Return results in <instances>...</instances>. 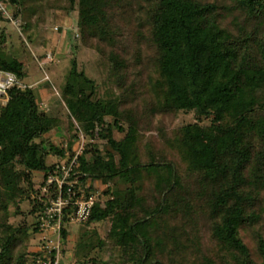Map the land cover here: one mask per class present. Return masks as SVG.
Listing matches in <instances>:
<instances>
[{
	"label": "trees",
	"instance_id": "trees-1",
	"mask_svg": "<svg viewBox=\"0 0 264 264\" xmlns=\"http://www.w3.org/2000/svg\"><path fill=\"white\" fill-rule=\"evenodd\" d=\"M32 1L0 0V23L22 20L16 30L29 42L33 25L25 16L35 14ZM54 1L78 10L70 54L88 47L83 41L90 37L89 47L107 57V78L122 92L97 98L98 84L72 56L60 90L47 78L44 87L14 88L6 105L0 101V264H58L59 249H47L46 242L40 252L29 250L61 194L48 179L76 158L70 180L78 179L87 197L99 196L85 222H77L71 205L61 215L64 247L69 227L80 225L74 248H63L73 264H264V0H229L234 7L224 14L203 0ZM232 16L230 28L225 23ZM115 19L136 24L132 57L119 53ZM1 27L0 70L24 81L27 65L6 50L10 37ZM142 41L153 54L148 64ZM102 45L112 49L107 56ZM143 75L141 89L127 82ZM42 91L54 99L45 101ZM143 96L153 115L194 118L167 134L161 130V151L125 107ZM117 179L130 187L118 189ZM27 202L30 212L23 210ZM28 214L36 217L33 225L10 221ZM202 220L208 224L200 226ZM108 223L101 235L98 228ZM257 226L258 260L241 236Z\"/></svg>",
	"mask_w": 264,
	"mask_h": 264
},
{
	"label": "rangeland",
	"instance_id": "rangeland-1",
	"mask_svg": "<svg viewBox=\"0 0 264 264\" xmlns=\"http://www.w3.org/2000/svg\"><path fill=\"white\" fill-rule=\"evenodd\" d=\"M203 1L206 4H216L219 6L221 14L225 13L224 9L227 7H234V3L229 0ZM30 5L35 8V11L32 12H35V14L32 16L27 14L28 16H25V21H30L33 25L31 32H29V34L33 37L31 42L28 41L26 34H24L22 38L19 36L21 33L19 32V34L16 30L18 29L17 24H21L22 20H15V24L13 25L15 27L0 23V27L6 26L8 28L6 31L10 38L6 46V50L10 54L20 58L27 65V76L23 81L24 85L32 86L41 83L42 85L40 87H44L46 86V79L50 78V80L56 85L57 89L60 90L61 86L64 85L66 75L71 68V61L74 57H76L80 69L85 70L88 74V77L92 80H95L98 84L97 98L115 99L116 97H119L122 90L116 86V83H114L112 79L107 78L108 75L105 72L106 65L109 64V62H107V57L102 58L101 52H97L96 50L89 47V45L92 44L90 37H85L86 39L83 41L88 45V47L80 46V50L77 51V55L74 53L70 54L69 52L68 38L70 40L72 37L76 36L78 38L79 36V32H76L78 10L69 11L68 9H65L67 6L65 2L57 3L54 0H34L32 1V4H29V6ZM1 9L2 8L0 7V11H2ZM239 14L240 13L236 12L233 16H239ZM4 15H6L5 12ZM233 16L226 19L225 25L227 27L232 28L231 21L233 20ZM113 24L118 27L115 31L118 33L116 42H120L121 45L119 53L121 55L122 53L126 54V56L124 55L126 58L132 57L135 54V51H137L136 46L138 44V38L135 36V33L137 32L136 24L132 23L131 21L122 22L119 20L117 22V19L113 21ZM140 45L141 50H143L145 53L142 59L148 64L149 57L146 58V56L152 54L151 51L149 52V45L146 41H142ZM101 50H103L107 56L112 49L106 48L104 45H102ZM133 72L134 70L131 71L132 74ZM129 77L127 82H133L135 80V83L137 82L139 89H141V86H143L146 79V75L140 77L132 76V78ZM142 93L143 90L139 92V96ZM146 98V96H143L142 98L138 97L137 101L132 103L128 102L125 107L127 109L133 110L136 113V117L140 121L141 130H143V132L145 131V135L153 145L155 151H161L163 149L164 139L160 136V131L165 130L167 134L173 129H178L193 122L194 118L192 115L186 114H181L178 116L174 114L168 116L153 115L150 112V106L147 105V101H145ZM52 99L54 98L52 97L51 100ZM123 137L124 134L115 132L116 140H121ZM59 141V138L56 137L54 144L56 146L59 145ZM93 142L98 144L101 149L105 148V141L95 140ZM52 160L53 161H49L50 164H53L55 161H57L56 159ZM114 182L120 190H125L130 187L129 184L119 179ZM97 184L101 191H105L108 187V185H105L101 182H98ZM112 185H114V183L110 184V186ZM261 198H263L264 202V192L261 194ZM31 209L32 205L30 202L24 204V211L30 212L29 210ZM23 218L26 219L30 225H33L36 222V217L32 216L31 214H28L25 217H12L10 221L12 224H14V226L17 227L20 225V222L24 221ZM205 224L207 225L208 221L202 220L200 221L199 225L201 226ZM109 227L110 223L105 224L104 226L98 228V232L101 235H104L107 232V228ZM258 228L259 226L254 227V229L248 228L241 230V236L245 243L252 250L256 260H258L260 257L257 255L256 242L254 241L253 235L254 232L258 230ZM44 229H46V227ZM79 229L80 225L78 224H73L72 227H69V230L72 233L65 247L64 243L62 242V237L59 234L54 233L53 229H48L47 234L42 231L33 237L29 251L32 254L40 252L43 250V248L45 249L47 247H45L47 244L50 248L56 247L59 249L58 264H73V254H68V258L65 257L63 255V248H67L69 250L68 253L71 252L78 239ZM205 231L206 228L203 229V232L206 234ZM44 242H46V244ZM40 264L44 263L41 262Z\"/></svg>",
	"mask_w": 264,
	"mask_h": 264
},
{
	"label": "built area",
	"instance_id": "built-area-1",
	"mask_svg": "<svg viewBox=\"0 0 264 264\" xmlns=\"http://www.w3.org/2000/svg\"><path fill=\"white\" fill-rule=\"evenodd\" d=\"M24 87L25 85L23 81H21L15 74L0 70V101L3 105L8 103L9 92L12 89H21ZM82 151L83 147H81L77 155H80ZM66 162L61 166V176H51L47 181L48 186L57 184L61 194L57 201L52 202L51 208H49L46 213V218L43 219L44 224H42V230L46 232V234L48 229H53L54 233L59 234L61 230V215L63 214L64 208L70 205L74 206L76 209L77 222H85L90 217L92 209L99 196V193H97L87 197L83 185L79 183L78 179L70 180L72 177V171L77 166V158L69 165H67ZM65 186L67 187V190L66 193L63 194L62 191ZM77 186L79 187L75 190ZM63 196H66V199H64ZM56 216H59V220L54 222ZM45 227L46 229H44ZM47 249H50V247H47Z\"/></svg>",
	"mask_w": 264,
	"mask_h": 264
},
{
	"label": "crops",
	"instance_id": "crops-1",
	"mask_svg": "<svg viewBox=\"0 0 264 264\" xmlns=\"http://www.w3.org/2000/svg\"><path fill=\"white\" fill-rule=\"evenodd\" d=\"M42 97L45 101H48L52 98V94L47 91H42Z\"/></svg>",
	"mask_w": 264,
	"mask_h": 264
}]
</instances>
